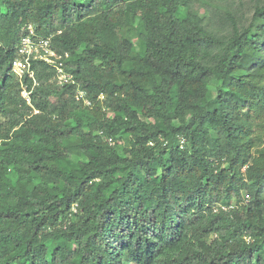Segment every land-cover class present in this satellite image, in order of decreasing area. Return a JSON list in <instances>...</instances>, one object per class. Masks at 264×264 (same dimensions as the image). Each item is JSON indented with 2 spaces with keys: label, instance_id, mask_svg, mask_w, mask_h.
Here are the masks:
<instances>
[{
  "label": "trees",
  "instance_id": "1",
  "mask_svg": "<svg viewBox=\"0 0 264 264\" xmlns=\"http://www.w3.org/2000/svg\"><path fill=\"white\" fill-rule=\"evenodd\" d=\"M240 3L0 0V264H264V0ZM28 24L73 80L31 60L30 104Z\"/></svg>",
  "mask_w": 264,
  "mask_h": 264
},
{
  "label": "built area",
  "instance_id": "2",
  "mask_svg": "<svg viewBox=\"0 0 264 264\" xmlns=\"http://www.w3.org/2000/svg\"><path fill=\"white\" fill-rule=\"evenodd\" d=\"M26 30L28 33L21 39L19 47V57L15 59L11 64L12 73L19 79L21 83L20 94L22 98L30 104V91L22 83V78L24 75L33 77V73L30 69L31 60H42L47 64L53 66L56 70V79L59 84H66L73 82L72 74L68 73L63 68V57L57 54L49 45V39L47 38H32L34 35L33 28L31 24L26 25ZM67 54H65L66 56ZM84 92L78 90L76 98H83ZM89 103V101H85ZM37 112V111H35ZM110 144L114 143L111 137L107 138ZM184 139L180 140V144L183 145ZM247 197V196H246ZM223 209H227L226 206H221Z\"/></svg>",
  "mask_w": 264,
  "mask_h": 264
},
{
  "label": "rangeland",
  "instance_id": "3",
  "mask_svg": "<svg viewBox=\"0 0 264 264\" xmlns=\"http://www.w3.org/2000/svg\"><path fill=\"white\" fill-rule=\"evenodd\" d=\"M237 3H238V1L235 4H237ZM251 3H252V0H241L240 5H238L235 9V16H236L235 19L239 20L240 22L247 21V19L251 15V8H252ZM197 9L199 10L200 13L204 12L203 8H201V7L197 8ZM135 42L137 44L136 40H135ZM126 143H127V141L125 140L124 144H126Z\"/></svg>",
  "mask_w": 264,
  "mask_h": 264
}]
</instances>
